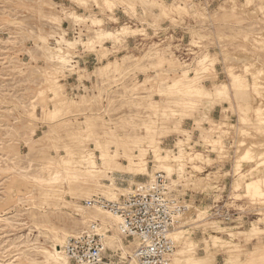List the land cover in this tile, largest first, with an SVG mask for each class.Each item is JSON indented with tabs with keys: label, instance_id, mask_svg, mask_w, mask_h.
<instances>
[{
	"label": "rangeland",
	"instance_id": "374dc122",
	"mask_svg": "<svg viewBox=\"0 0 264 264\" xmlns=\"http://www.w3.org/2000/svg\"><path fill=\"white\" fill-rule=\"evenodd\" d=\"M160 171L196 259L264 264V0H0V264H54L93 221L132 253L86 202Z\"/></svg>",
	"mask_w": 264,
	"mask_h": 264
},
{
	"label": "built area",
	"instance_id": "2783aa9c",
	"mask_svg": "<svg viewBox=\"0 0 264 264\" xmlns=\"http://www.w3.org/2000/svg\"><path fill=\"white\" fill-rule=\"evenodd\" d=\"M186 203L167 174L157 172L115 201L99 197L86 202L88 208L118 219L117 232L134 245L132 253L111 249L107 240L110 230L105 231L99 221L70 236L63 253L69 264H168L177 249L171 235L185 216Z\"/></svg>",
	"mask_w": 264,
	"mask_h": 264
},
{
	"label": "bare ground",
	"instance_id": "6f19581e",
	"mask_svg": "<svg viewBox=\"0 0 264 264\" xmlns=\"http://www.w3.org/2000/svg\"><path fill=\"white\" fill-rule=\"evenodd\" d=\"M111 2V1H110ZM77 18V17H76ZM80 18V17H79ZM78 18V19H79ZM99 32V31H98ZM103 38L105 36H113L114 35L109 32V31H105V30H101V34H100ZM100 37V36H99ZM100 37V38H102ZM97 38V37H96ZM111 38V37H109ZM113 39V38H112ZM100 42V41H99ZM65 58V57H64ZM205 58V57H204ZM207 58V57H206ZM63 59V58H62ZM126 60V59H125ZM63 61V60H62ZM206 61L208 60H201L199 62V66L202 67L201 69H203V71L207 70L209 65H207ZM123 63V62H122ZM115 64V63H114ZM124 64V63H123ZM122 65V64H121ZM117 67V66H116ZM200 69V68H199ZM200 69V70H201ZM204 73V72H203ZM184 78V77H183ZM185 81V80H184ZM240 82V77L237 75H233V83L232 86H236L238 83ZM177 83V81H176ZM182 82H180L179 84H181ZM198 83V82H197ZM178 84V86H179ZM183 86L185 87V90L189 96V98H191V100L193 98H197L201 96H204L206 98H216V99H223L226 98L228 96L229 90H230V86L222 84L218 87L215 88V91L213 93H209L203 86H199L195 84V81H193L192 79H190V81L182 83ZM240 84V83H239ZM202 85V84H201ZM181 86V85H180ZM162 87V86H161ZM174 87V86H173ZM183 87V88H184ZM164 88V87H163ZM175 89V88H174ZM181 89V88H180ZM169 90V89H168ZM179 90V89H178ZM170 91V90H169ZM180 91V90H179ZM182 91V90H181ZM178 92V91H177ZM176 93V92H175ZM185 93V91L183 92ZM187 98V97H186ZM188 98V101H189ZM187 100V99H186ZM196 100V99H193ZM185 102V101H184ZM195 102V101H194ZM183 103V102H182ZM187 104V103H186ZM182 105V104H181ZM193 105V104H191ZM185 106V105H184ZM168 108V107H167ZM190 108V107H189ZM186 109V106H185ZM262 109V108H261ZM164 111V110H163ZM167 111V110H165ZM154 132V131H153ZM108 153V152H107ZM105 158H108L109 155L104 154ZM157 156V155H156ZM163 160V159H162ZM167 161V160H164ZM68 164V163H67ZM95 163H93L94 165ZM137 164V163H136ZM145 164V163H143ZM69 165V164H68ZM168 165V164H167ZM95 166V165H94ZM170 166V165H169ZM142 167V166H141ZM94 168V167H93ZM144 169H146V166L144 165L143 167ZM142 170V169H141ZM96 172V171H93ZM262 180L258 179V180H254V185L260 183ZM264 181V180H263ZM251 185V184H250ZM253 185V182H252ZM255 186H253L252 188H254ZM251 188V187H250ZM251 188V189H252ZM258 189V188H257ZM251 191V190H250ZM257 191V190H256ZM255 191V192H256ZM263 191V190H262ZM260 192V191H259ZM258 194V193H257ZM263 194V193H262ZM100 212H102V214L106 213V214H110L108 212L99 210ZM262 214V213H261ZM114 220H116L118 222V219L116 217H114ZM109 224V223H108ZM114 227V226H112ZM185 231H173L172 233V237L173 240H175V242H177L179 244V250L177 252H175V257L173 259V261L169 262L168 264H206L208 261H206L203 258H195V249H194V241L193 239L188 235L186 236V233H184ZM240 234H246L245 232H241ZM191 235V234H190ZM231 236V235H230ZM110 238V237H109ZM117 238V237H116ZM214 238V243H217L216 240H220L218 237H213ZM225 243V242H224ZM116 245V244H115ZM61 246H62V241H60V244L57 245V248L55 249L54 253L50 254V258L51 260L54 262V264H68V261L66 259V256L63 255V252L61 250ZM119 246V245H118ZM196 246V245H195ZM227 246V245H226ZM128 253V251H126ZM210 259V258H209ZM213 259V258H211ZM206 262H205V261ZM211 261V260H210ZM209 261V262H210ZM210 264V263H207ZM212 264V262H211Z\"/></svg>",
	"mask_w": 264,
	"mask_h": 264
},
{
	"label": "crops",
	"instance_id": "0c3cea01",
	"mask_svg": "<svg viewBox=\"0 0 264 264\" xmlns=\"http://www.w3.org/2000/svg\"><path fill=\"white\" fill-rule=\"evenodd\" d=\"M104 230L106 231V229H105V228H104ZM117 233H118V232H117ZM108 237H110V236H109V234H108Z\"/></svg>",
	"mask_w": 264,
	"mask_h": 264
}]
</instances>
